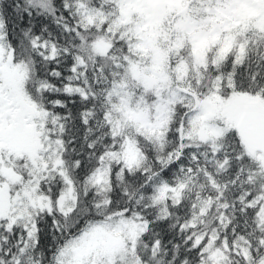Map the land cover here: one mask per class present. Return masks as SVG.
I'll list each match as a JSON object with an SVG mask.
<instances>
[{
	"label": "snow or ice",
	"instance_id": "1",
	"mask_svg": "<svg viewBox=\"0 0 264 264\" xmlns=\"http://www.w3.org/2000/svg\"><path fill=\"white\" fill-rule=\"evenodd\" d=\"M0 264H264V0H0Z\"/></svg>",
	"mask_w": 264,
	"mask_h": 264
}]
</instances>
